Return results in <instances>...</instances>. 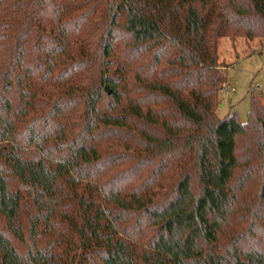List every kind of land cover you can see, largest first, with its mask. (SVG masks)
Here are the masks:
<instances>
[{
  "label": "trees",
  "instance_id": "1",
  "mask_svg": "<svg viewBox=\"0 0 264 264\" xmlns=\"http://www.w3.org/2000/svg\"><path fill=\"white\" fill-rule=\"evenodd\" d=\"M223 38L264 0H0V264H264V105L218 116Z\"/></svg>",
  "mask_w": 264,
  "mask_h": 264
},
{
  "label": "rangeland",
  "instance_id": "2",
  "mask_svg": "<svg viewBox=\"0 0 264 264\" xmlns=\"http://www.w3.org/2000/svg\"><path fill=\"white\" fill-rule=\"evenodd\" d=\"M219 66L227 72V84L220 93L217 114L225 119L236 112L247 123L253 97L264 105V38L221 39ZM14 242L21 253L27 251L28 244Z\"/></svg>",
  "mask_w": 264,
  "mask_h": 264
},
{
  "label": "built area",
  "instance_id": "3",
  "mask_svg": "<svg viewBox=\"0 0 264 264\" xmlns=\"http://www.w3.org/2000/svg\"><path fill=\"white\" fill-rule=\"evenodd\" d=\"M233 92H235V90H233Z\"/></svg>",
  "mask_w": 264,
  "mask_h": 264
}]
</instances>
